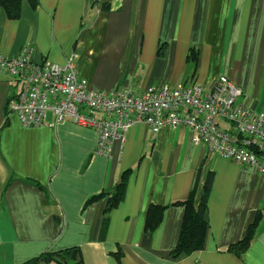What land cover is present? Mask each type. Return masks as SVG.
<instances>
[{
  "label": "crops",
  "instance_id": "crops-1",
  "mask_svg": "<svg viewBox=\"0 0 264 264\" xmlns=\"http://www.w3.org/2000/svg\"><path fill=\"white\" fill-rule=\"evenodd\" d=\"M23 49L36 62L71 59L98 90L209 89L225 75L243 90L237 102L264 114V0H22L17 18L0 6V56ZM18 92L0 74V264L70 248L83 264H264V174L194 144L184 126L135 123L101 156L94 129L53 123L50 111L44 125L21 126ZM208 172L204 245L173 258L183 217L173 203ZM150 205L165 206L152 231Z\"/></svg>",
  "mask_w": 264,
  "mask_h": 264
},
{
  "label": "built area",
  "instance_id": "built-area-1",
  "mask_svg": "<svg viewBox=\"0 0 264 264\" xmlns=\"http://www.w3.org/2000/svg\"><path fill=\"white\" fill-rule=\"evenodd\" d=\"M3 73L19 85L10 109L23 127L44 125L50 111L53 123L68 119L94 129L95 153L109 157L112 143L135 123L153 132L184 126L193 130L194 144L264 174V114L238 103L243 90L225 75L209 89L190 83L137 93L98 90L71 59L64 65L36 62L27 49L15 57L0 56Z\"/></svg>",
  "mask_w": 264,
  "mask_h": 264
},
{
  "label": "trees",
  "instance_id": "trees-1",
  "mask_svg": "<svg viewBox=\"0 0 264 264\" xmlns=\"http://www.w3.org/2000/svg\"><path fill=\"white\" fill-rule=\"evenodd\" d=\"M27 2L34 7L37 0H27ZM22 0H0V6L6 11L9 17L17 18L21 7ZM94 115L100 116L99 112ZM212 182V173L208 172L207 176L201 180L196 178L195 185L189 197L182 202L173 203L183 208V217L179 231V237L174 249L171 252L173 258L181 254L189 253L199 250L203 247L207 234V221H206V207L207 199L210 192ZM123 182L117 188L110 192V197L107 201L105 212L115 207L123 196ZM199 185V186H198ZM105 193L96 194L91 196L87 203L90 201L101 198ZM165 206H152L150 205L147 210L145 220V230L152 231L160 223ZM242 245H230L228 250L238 254L239 248ZM70 249L45 251L38 257L32 258L23 264H83L78 251Z\"/></svg>",
  "mask_w": 264,
  "mask_h": 264
},
{
  "label": "rangeland",
  "instance_id": "rangeland-1",
  "mask_svg": "<svg viewBox=\"0 0 264 264\" xmlns=\"http://www.w3.org/2000/svg\"><path fill=\"white\" fill-rule=\"evenodd\" d=\"M39 264H42V263H39ZM50 264H52V263H50ZM71 264H73V263H71Z\"/></svg>",
  "mask_w": 264,
  "mask_h": 264
},
{
  "label": "water",
  "instance_id": "water-1",
  "mask_svg": "<svg viewBox=\"0 0 264 264\" xmlns=\"http://www.w3.org/2000/svg\"><path fill=\"white\" fill-rule=\"evenodd\" d=\"M120 182V180H118V183Z\"/></svg>",
  "mask_w": 264,
  "mask_h": 264
}]
</instances>
